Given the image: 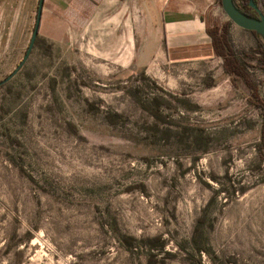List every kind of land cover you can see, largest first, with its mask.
Returning a JSON list of instances; mask_svg holds the SVG:
<instances>
[{
  "label": "rangeland",
  "instance_id": "1",
  "mask_svg": "<svg viewBox=\"0 0 264 264\" xmlns=\"http://www.w3.org/2000/svg\"><path fill=\"white\" fill-rule=\"evenodd\" d=\"M38 2L0 0V80ZM114 18L39 33L0 85V264H264L251 89L221 56L142 52L143 16ZM228 37L264 98V36L229 18Z\"/></svg>",
  "mask_w": 264,
  "mask_h": 264
},
{
  "label": "crops",
  "instance_id": "2",
  "mask_svg": "<svg viewBox=\"0 0 264 264\" xmlns=\"http://www.w3.org/2000/svg\"><path fill=\"white\" fill-rule=\"evenodd\" d=\"M226 14L220 0H44L39 33L68 38L101 19L124 15L136 20L141 15L147 37H154L141 43L142 52L148 47L169 61H197L220 56L211 27L228 23Z\"/></svg>",
  "mask_w": 264,
  "mask_h": 264
},
{
  "label": "trees",
  "instance_id": "3",
  "mask_svg": "<svg viewBox=\"0 0 264 264\" xmlns=\"http://www.w3.org/2000/svg\"><path fill=\"white\" fill-rule=\"evenodd\" d=\"M251 0H243L242 10L250 15H257L253 6L250 4ZM254 2L258 0H253ZM250 8V10L248 9ZM212 42L215 47V51L218 55L223 57L224 67L231 75L233 82L242 79L244 83L251 89L249 100L262 108V132L264 136V98L261 96L257 83L250 77L247 72V63L242 60L235 52L230 39L228 37V23H224L222 26L215 25L211 27ZM38 40V39H37ZM36 40V42H37ZM264 42L261 38H258V46L256 51L264 53Z\"/></svg>",
  "mask_w": 264,
  "mask_h": 264
},
{
  "label": "water",
  "instance_id": "4",
  "mask_svg": "<svg viewBox=\"0 0 264 264\" xmlns=\"http://www.w3.org/2000/svg\"><path fill=\"white\" fill-rule=\"evenodd\" d=\"M250 4L255 8L257 11V15H250L245 13L242 10V6L240 5L237 0H222V5L228 16L232 21L237 23L238 25L253 30L258 34L264 36V13L262 12L259 2H254L253 0L250 1ZM43 7H44V0H39L38 2V9L36 14V21L34 24V28L32 31V36L30 38V42L26 49V52L23 58L19 61L17 66L14 68L12 72H10L5 78L0 80V85L8 81L26 62L27 58L29 57L32 48L36 42L37 36L39 34L42 15H43Z\"/></svg>",
  "mask_w": 264,
  "mask_h": 264
},
{
  "label": "flooded vegetation",
  "instance_id": "5",
  "mask_svg": "<svg viewBox=\"0 0 264 264\" xmlns=\"http://www.w3.org/2000/svg\"><path fill=\"white\" fill-rule=\"evenodd\" d=\"M252 6V5H251ZM250 10V8H248ZM253 10H255V8L253 7ZM255 12L257 13V11L255 10Z\"/></svg>",
  "mask_w": 264,
  "mask_h": 264
},
{
  "label": "bare ground",
  "instance_id": "6",
  "mask_svg": "<svg viewBox=\"0 0 264 264\" xmlns=\"http://www.w3.org/2000/svg\"><path fill=\"white\" fill-rule=\"evenodd\" d=\"M221 2H222V0H221Z\"/></svg>",
  "mask_w": 264,
  "mask_h": 264
}]
</instances>
